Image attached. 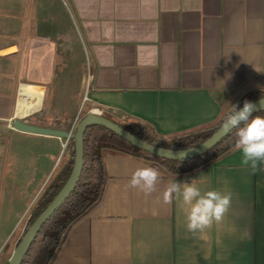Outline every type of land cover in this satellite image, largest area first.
Segmentation results:
<instances>
[{
	"label": "crops",
	"instance_id": "0c3cea01",
	"mask_svg": "<svg viewBox=\"0 0 264 264\" xmlns=\"http://www.w3.org/2000/svg\"><path fill=\"white\" fill-rule=\"evenodd\" d=\"M257 90H264V0H0V124L12 132L17 118L74 129L86 91L89 113L148 123L163 139L186 136ZM32 136L54 162L42 191L66 140ZM103 161L110 178L103 200L52 264H264V163L253 172L230 150L179 178L123 154ZM141 167L160 173L149 196L128 186ZM192 179L202 192L233 194L222 221L195 234L181 200L163 202L169 183Z\"/></svg>",
	"mask_w": 264,
	"mask_h": 264
},
{
	"label": "trees",
	"instance_id": "16d2710c",
	"mask_svg": "<svg viewBox=\"0 0 264 264\" xmlns=\"http://www.w3.org/2000/svg\"><path fill=\"white\" fill-rule=\"evenodd\" d=\"M261 97H264V90L252 91L244 97L238 107L242 108L245 100L254 102L260 100ZM87 114L89 112L78 121V124ZM256 115H264V111L252 116ZM101 116L119 125L144 142L172 150H183L198 146L212 137L223 125L227 114L207 129L186 136L174 135L168 139L160 137L156 129L148 123L131 126L117 120L106 112H102ZM39 125L44 126V121L41 120ZM77 125L73 129V124H70L64 130L70 132L73 129L75 132ZM236 131L237 129H234L226 138L203 156L190 160L176 161L160 158L142 151L103 126H90L87 128L84 136V168L76 189L63 206L43 226L23 259L22 264H52L59 249L64 245L73 228L102 202L110 180L103 161L104 155L108 153L123 154L143 159L161 165L172 176L179 178L187 177L201 170L203 167L218 161L233 149ZM75 154V140L71 139L64 153L65 156L69 155V159L62 171L54 172L49 182L32 204L29 210V218L26 221L27 227L25 233L68 181L74 167ZM21 239H19L13 249H10V242L4 246L0 252V264H9V260Z\"/></svg>",
	"mask_w": 264,
	"mask_h": 264
},
{
	"label": "clouds",
	"instance_id": "9594fccd",
	"mask_svg": "<svg viewBox=\"0 0 264 264\" xmlns=\"http://www.w3.org/2000/svg\"><path fill=\"white\" fill-rule=\"evenodd\" d=\"M260 102H264V97L260 98ZM256 110V103L245 100L242 108L231 105V110L223 121L225 129H237L234 150L242 153V165L253 172L259 170L260 164L264 163V115L252 116ZM159 181L160 173L157 169L141 167L132 173L128 186L149 196L157 190ZM174 194L184 206L186 228L193 234L204 232L213 222L222 221L231 207L233 195L227 189L202 192L196 179L191 182L169 183L163 192V202L170 204Z\"/></svg>",
	"mask_w": 264,
	"mask_h": 264
},
{
	"label": "rangeland",
	"instance_id": "374dc122",
	"mask_svg": "<svg viewBox=\"0 0 264 264\" xmlns=\"http://www.w3.org/2000/svg\"><path fill=\"white\" fill-rule=\"evenodd\" d=\"M83 94L84 103L87 92ZM52 98L53 94H50L44 102L43 110L48 116L54 110ZM87 105L86 101L81 107V118L88 112ZM32 135L12 132L0 124V251L9 242L13 249L23 238L29 210L53 168L54 162L46 155L43 157L45 146ZM65 161L62 148L51 177L56 170H62Z\"/></svg>",
	"mask_w": 264,
	"mask_h": 264
},
{
	"label": "water",
	"instance_id": "95a60500",
	"mask_svg": "<svg viewBox=\"0 0 264 264\" xmlns=\"http://www.w3.org/2000/svg\"><path fill=\"white\" fill-rule=\"evenodd\" d=\"M254 103L257 104V110L254 111L252 115L264 111V102H260V100H257L254 101ZM93 125L103 126L107 128L130 145L142 151H145L160 158L176 161L190 160L196 157L203 156L207 152L211 151L217 144H219L224 138L227 137V135H229L234 130L225 129L222 125L221 128L204 143L188 149L172 150L144 142L139 138L133 136L114 122L93 112L87 114L79 122L76 128V133H74L73 131L66 132L57 129L32 126L26 124L21 119H15L13 128L16 131L28 134L55 137L65 140H75L76 154L74 167L68 181L61 189V191L57 194V196L54 198V200L50 203V205L39 215V217L34 221V223L28 228L27 232L25 233L20 243L14 250L9 260V264H22L23 259L25 258L31 245L33 244V241L35 240L43 226L63 206V204L68 200L73 191L76 189V186L81 178L84 168V136L87 128Z\"/></svg>",
	"mask_w": 264,
	"mask_h": 264
},
{
	"label": "built area",
	"instance_id": "2783aa9c",
	"mask_svg": "<svg viewBox=\"0 0 264 264\" xmlns=\"http://www.w3.org/2000/svg\"><path fill=\"white\" fill-rule=\"evenodd\" d=\"M87 101V96L85 97V100H84V103ZM93 113H96V114H99V115H101V111H95V112H93ZM68 142L69 141H66L64 144H63V152L65 153V151H66V149L68 148Z\"/></svg>",
	"mask_w": 264,
	"mask_h": 264
},
{
	"label": "bare ground",
	"instance_id": "6f19581e",
	"mask_svg": "<svg viewBox=\"0 0 264 264\" xmlns=\"http://www.w3.org/2000/svg\"><path fill=\"white\" fill-rule=\"evenodd\" d=\"M66 141H69V140H66Z\"/></svg>",
	"mask_w": 264,
	"mask_h": 264
}]
</instances>
